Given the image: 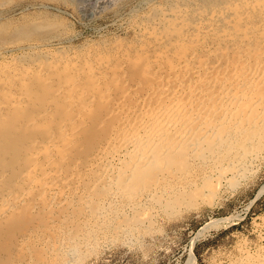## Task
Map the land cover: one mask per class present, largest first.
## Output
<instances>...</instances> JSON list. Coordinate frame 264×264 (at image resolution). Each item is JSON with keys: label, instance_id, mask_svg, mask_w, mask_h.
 <instances>
[{"label": "bare ground", "instance_id": "obj_1", "mask_svg": "<svg viewBox=\"0 0 264 264\" xmlns=\"http://www.w3.org/2000/svg\"><path fill=\"white\" fill-rule=\"evenodd\" d=\"M200 2L192 13L171 7V18L163 21L166 38L131 46L96 68L65 69L61 56L42 52L28 58L27 67L0 66V247L4 241L17 248L44 240L46 227H40V217L33 225L34 211L40 203L52 209L59 193L79 183L74 167L94 171L95 189L75 193L95 220L109 215L107 197L127 196L135 213L148 201L166 209L180 196L173 194L172 182L181 189L185 182L197 187L188 181L197 170L209 172L210 181L247 170L250 157L264 146V0ZM19 27L11 34L1 31L0 42L36 31ZM210 181L206 189L215 192L217 184L211 189ZM137 216L125 218L126 224ZM69 247V253L78 250Z\"/></svg>", "mask_w": 264, "mask_h": 264}, {"label": "rangeland", "instance_id": "obj_2", "mask_svg": "<svg viewBox=\"0 0 264 264\" xmlns=\"http://www.w3.org/2000/svg\"><path fill=\"white\" fill-rule=\"evenodd\" d=\"M200 3V0H5L0 5V32L6 29L11 34L20 25L19 28L27 26L30 29L35 28L36 31L24 39L0 42V66L16 64L21 67L22 63L27 67V62H32L27 59L42 52V56H61L65 69H77L80 64L83 67L96 68L103 60L122 57L123 52L131 46L144 45L153 40L152 38H166L163 21L166 17L171 18L172 8L176 7L181 12L187 9L188 13H192L200 9ZM153 10L160 11L161 16H152L156 14ZM45 20L52 22L53 24L49 23L52 27ZM34 22H38L42 29ZM43 25L48 27L44 28ZM258 150L260 152L257 151L250 157V162L246 165L248 168L242 170L243 173L241 170L233 173L229 171L221 181L215 176L210 181L205 179L209 172L197 170L199 173L195 171L194 176L192 174V178L189 177L188 180L195 181L197 187L193 182L194 185L185 182L181 189L172 182V187L175 188L173 194L180 193V196L179 199L173 196L175 202L171 208L165 209L157 202L148 201L145 210L142 209L144 212L140 210L135 213L127 196L117 200L107 197L105 201L112 202H108L109 207L112 204L109 215L97 218V221L90 219L88 213L82 210L85 202L75 193L77 189L82 194V187L93 186L95 189L94 171L90 167H74L71 174L76 178L80 176L79 183H71V186L59 193L53 201L52 209L43 210V204L40 203L37 205L38 211H34L43 220L35 216L34 222L39 224L41 220L40 227L49 229V232L43 229L44 240L19 244L16 248L10 242H5L4 238L0 247V264L5 261L8 264H263L264 146ZM206 180L210 181L211 189L217 184L216 189H213L215 192L210 193L206 189L209 186ZM88 181L89 184L86 185ZM165 199L163 198L164 202H167ZM124 201L130 205L121 203ZM57 205L61 209L69 206V209L61 211ZM87 206L88 204L86 208L90 209ZM41 211L47 215H42ZM128 211H132L133 215ZM58 215L63 220L54 218ZM134 215L138 217L135 220L137 222L131 221L126 227L125 218L132 219ZM42 216L47 218L48 223ZM140 217L144 219L141 220ZM52 219L57 220L56 225H53ZM76 221L78 228L74 225L77 224ZM83 222L86 226H83ZM37 223L33 225L38 226ZM43 223L46 224L44 227ZM123 226L126 228L121 230ZM77 238L78 242L74 244ZM73 245L78 249L75 254L68 252L71 248L69 246ZM79 248L82 249L81 252Z\"/></svg>", "mask_w": 264, "mask_h": 264}]
</instances>
